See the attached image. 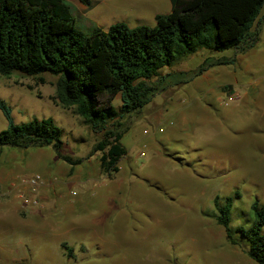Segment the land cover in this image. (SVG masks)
<instances>
[{"label":"rangeland","instance_id":"rangeland-1","mask_svg":"<svg viewBox=\"0 0 264 264\" xmlns=\"http://www.w3.org/2000/svg\"><path fill=\"white\" fill-rule=\"evenodd\" d=\"M67 1L76 25L85 31L91 22L153 27L157 14L172 10L166 0H113L84 15ZM256 29L260 40L245 56L252 71L244 73L247 78L264 73V19ZM240 53L245 52L203 49L153 78L150 103L126 115L119 127L125 131L122 142L127 153L113 175L102 170V151L95 150L103 133L53 99L56 76L45 73L41 82L39 76L19 72L0 74V98L11 107L14 121L52 117L64 130L63 152L84 158L70 173L71 165L58 157L53 146L0 147V215L5 211L2 202L14 198L18 208L12 205L11 212L27 222L0 219V264H258L247 253L246 238L236 233L239 243H229L225 228L216 221L214 199L238 191L231 225L253 223V202L264 203L263 135L249 127L238 131L240 124L233 118L221 126L194 125L183 122L185 114L176 112L185 110L195 94L191 81L202 77L205 71L195 73L206 57L212 56L214 62ZM233 78L221 74L213 81H199L209 86ZM220 90L226 92L221 108L228 107L235 86ZM120 103V97L114 99L116 106ZM152 116L161 119L152 122ZM7 127L0 110V130ZM37 174L42 180L37 191L19 184ZM22 194L34 196L38 203L26 204Z\"/></svg>","mask_w":264,"mask_h":264},{"label":"trees","instance_id":"trees-1","mask_svg":"<svg viewBox=\"0 0 264 264\" xmlns=\"http://www.w3.org/2000/svg\"><path fill=\"white\" fill-rule=\"evenodd\" d=\"M79 1L92 5V0ZM171 1V12L157 14L153 27L116 22L107 29L93 26L85 31L76 25L67 0H0V74L19 72L39 76L41 82H45V73L56 76L53 99L73 108L85 125L103 133L95 150L102 151V170L113 175L127 153L122 142L125 131L119 127L126 115L150 103L155 91L150 83L153 78L203 49L246 52L260 40L256 25L264 19V0ZM211 58H205L195 76L210 66L236 61V56L217 57L214 62ZM117 97L119 106L114 104ZM0 110L8 121V127L0 130V147L53 146L58 157L71 165L70 173L83 162V157L63 152L64 130L52 117L16 123L2 98ZM238 196L237 191L225 198L215 197L216 221L225 228L229 243H239L238 233L249 241L248 255L264 264V203L253 202L251 225L234 228L232 209Z\"/></svg>","mask_w":264,"mask_h":264},{"label":"crops","instance_id":"crops-1","mask_svg":"<svg viewBox=\"0 0 264 264\" xmlns=\"http://www.w3.org/2000/svg\"><path fill=\"white\" fill-rule=\"evenodd\" d=\"M79 6V11L84 15L94 13L99 5L111 2L113 0H92V5L89 7L79 0H71ZM163 2L162 0H158ZM169 4H172L171 0H166ZM167 3V2H165ZM167 3V4H168ZM98 21V22H96ZM94 23H100L99 20H94ZM99 27L109 28L111 24L100 25ZM90 28L95 26L92 22L89 25ZM256 47V46H255ZM253 49V48H252ZM249 53V50L245 53H240L236 56V61L232 64H221L210 66L203 74L202 77L194 78L191 83L193 84L194 93L191 96L190 101L187 103V96L183 100L186 101L185 110L177 109L176 112L183 115V122L188 121L190 124H211L216 126H221L223 120L228 121L231 118L238 122L240 125L237 126V130H244L246 128H252L264 137V73L253 78V75L247 78L244 73H251V69L248 64L245 63V56ZM243 64L245 66H243ZM226 67L223 69H217L216 67ZM243 73V74H242ZM221 74H229L234 78L230 82L211 84L209 86L202 85L199 80L208 79L214 80V77ZM242 74V75H241ZM252 74V73H251ZM235 86L233 93L235 99L233 103L226 104L228 107L221 108L224 103V96H226L225 91H221L220 87L225 85ZM220 90V91H219ZM190 95V94H189ZM161 118L159 116H152L150 120L152 122H157ZM19 203V202H18ZM18 203L16 199L12 198L10 200H4L1 206L3 210L0 215V219H10L18 220L22 224L27 222L21 220L17 213L11 212L12 205L14 208H18ZM10 211V212H9ZM33 220V219H32ZM17 222V221H16ZM31 222V221H29ZM44 223V221H43Z\"/></svg>","mask_w":264,"mask_h":264},{"label":"built area","instance_id":"built-area-1","mask_svg":"<svg viewBox=\"0 0 264 264\" xmlns=\"http://www.w3.org/2000/svg\"><path fill=\"white\" fill-rule=\"evenodd\" d=\"M234 99H235V96L234 95H230L228 97V101L227 102L230 103ZM41 183H42L41 176L39 174H37V175H34V176H32V177H30L28 179H24L19 184L28 185L29 189L34 192V191H37V189L40 187ZM21 196L24 198L26 204L38 203V200L35 199L34 196L29 197L26 194H22Z\"/></svg>","mask_w":264,"mask_h":264}]
</instances>
